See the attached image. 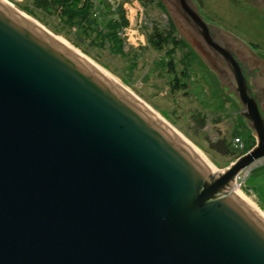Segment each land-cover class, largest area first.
I'll return each mask as SVG.
<instances>
[{"label":"water","instance_id":"1","mask_svg":"<svg viewBox=\"0 0 264 264\" xmlns=\"http://www.w3.org/2000/svg\"><path fill=\"white\" fill-rule=\"evenodd\" d=\"M163 2L256 144L213 174L127 87L0 0V264H264V215L231 191L264 156V60L194 0Z\"/></svg>","mask_w":264,"mask_h":264},{"label":"rangeland","instance_id":"2","mask_svg":"<svg viewBox=\"0 0 264 264\" xmlns=\"http://www.w3.org/2000/svg\"><path fill=\"white\" fill-rule=\"evenodd\" d=\"M9 1L17 9L39 21L49 31L66 39L99 67L116 77L147 106L157 111L205 153L215 165L213 174L224 171L236 156L241 154L242 150L234 145L235 138L239 136L246 144H249L253 136L252 130L238 120L237 114L229 107V99H226L215 86L201 61L195 59L193 62L186 55L187 48H183L185 52L183 54L182 49H175L176 47L171 43L163 48H156L151 43L150 34L157 30L166 34V30L170 29L168 25L170 19L174 22L163 0L160 1L164 8L158 5L159 0L147 1L146 17L143 21L146 24L141 29V38L126 36L131 45L129 49L124 48L126 53L119 54L108 48L93 49L90 40L95 36L94 31L85 33L80 29L74 31L72 28L71 30L56 14H50V16L43 14V18L49 20L53 28L46 25L25 8V6H32L34 0ZM83 2L84 0H80L79 4L82 5ZM194 2L207 22L231 32L264 60V0H194ZM109 17H112L110 13L102 11L93 18L99 19L98 21L105 26ZM57 30L69 31L72 37H76L75 39L79 40L85 48L91 49L92 53H87ZM78 34H81L83 39L77 37ZM179 34L182 35L180 32ZM185 57L190 59L184 62ZM170 59L177 68V77L181 82L186 83L185 89H172L171 81L175 78L168 66ZM182 67L185 70L184 75L180 71ZM224 140L229 153L220 150ZM245 186L254 191L251 192L246 188H243V191L264 209V165L250 174Z\"/></svg>","mask_w":264,"mask_h":264},{"label":"trees","instance_id":"3","mask_svg":"<svg viewBox=\"0 0 264 264\" xmlns=\"http://www.w3.org/2000/svg\"><path fill=\"white\" fill-rule=\"evenodd\" d=\"M79 1L80 0H34L32 6H25V8L30 14L36 16L46 25L51 26L50 21L43 18V14L49 16L50 14H56L61 17L64 25L68 26L71 30L72 28H74V31L80 29L83 30L85 33H88L90 30L94 31L95 36H93L90 40L91 47L93 49L108 48L116 54L126 53L124 49L126 48V42L124 41L125 39H123V37L119 33L121 31V28L127 26L128 24V21L126 20L123 13L118 12L116 15L109 17L107 23L104 26L101 22L98 21L99 19L92 17L90 5H81L79 4ZM147 1L151 2V0H145L146 4ZM157 3H159L158 5L164 8L163 3L160 0ZM168 25L170 29L166 30V34H164L163 32H159L158 30L155 31L153 34H150L149 38L153 46L156 48H163L165 45L171 43L175 47L178 46L182 48H187L188 52L194 53L190 44L185 40V38H183L179 34L178 29L172 19H170ZM51 28H53V26H51ZM57 32L64 34L66 37L69 38V40H73V43L84 49L87 53H92L91 49L85 48L82 44L79 43V40L75 39L76 37H72L69 31L57 30ZM77 37L83 39L81 34H78ZM93 55L97 56L95 54ZM181 84L182 83L180 79L177 78L175 79V81L172 82V88H180ZM182 85L184 89L187 86L186 83ZM255 143V138L252 136L249 144H246L247 149L254 146ZM220 150L229 153V148L225 143V140L222 141Z\"/></svg>","mask_w":264,"mask_h":264},{"label":"built area","instance_id":"4","mask_svg":"<svg viewBox=\"0 0 264 264\" xmlns=\"http://www.w3.org/2000/svg\"><path fill=\"white\" fill-rule=\"evenodd\" d=\"M9 2L13 4L11 1ZM82 4L90 5L92 17L97 16V14L102 11L110 13L112 16L116 15L118 12L123 13L126 20L128 21V24L127 26L121 28L119 33L125 39L127 49H129V46L131 45V43L128 42L127 37L141 38V29L143 25L146 24V22L143 23L146 17L145 7H147L145 0H84ZM141 41H143V39ZM234 145L238 146V149L242 150V152L236 156L232 163H234L244 154L248 153L254 147L252 146L251 148L247 149L246 142L239 136L235 138ZM262 165H264V156L254 159L249 165L244 167L236 176V182L232 186L231 191H236V189L243 190V188H246L253 192L252 189L245 186L246 180L256 168Z\"/></svg>","mask_w":264,"mask_h":264},{"label":"flooded vegetation","instance_id":"5","mask_svg":"<svg viewBox=\"0 0 264 264\" xmlns=\"http://www.w3.org/2000/svg\"><path fill=\"white\" fill-rule=\"evenodd\" d=\"M166 8H167V6H166ZM182 36V35H181ZM183 38H184V36H182ZM190 44V46H191V48H192V50H193V52L194 53H192V52H188L186 55L187 56H189L191 59H192V61L193 62H195V59H198L199 61L200 60H203L202 59V57L200 56V54L194 49V47L191 45V43H189ZM175 49H182V52H183V48L182 47H176ZM187 50V49H186ZM183 54H185V52H183ZM190 58H188V57H185L184 58V62H186L187 61V59H190ZM168 66H169V69H170V71H172L173 73H174V78L175 79H177L178 77H177V75H178V73H177V68H176V66H175V64H174V62H173V60H169L168 61ZM208 66V65H207ZM209 70H210V72H211V74L214 76V78L213 77H211L210 79L213 81V83L215 84L216 83V86H217V88L218 89H220V91L222 92V95L224 94L225 95V98L227 99H229L228 100V102H229V107L232 109V111L234 112V113H236L237 115H236V117H238V120H240L245 126H248L247 125V122L245 121V118H244V116L242 115V110H241V105H240V103L237 101V99L235 98V96H233L232 94H230V93H228L227 92V90L225 89V87H223V85H222V82H221V80H220V78H219V76L216 74V72L215 71H213L210 67H209ZM180 71H181V73L184 75V72H185V70H184V68L182 67L181 69H180ZM260 74L256 77V79H261L260 78ZM175 79H173L171 82H173V81H175ZM182 84H184L185 82L184 81H182L181 82ZM181 84V86H180V89L181 88H183L182 85ZM256 86V90L260 93V91L263 89H258L257 87H258V85H256V84H254V87ZM187 87V86H186ZM173 89V88H172ZM262 93V92H261ZM261 93H260V95H261ZM262 96V95H261ZM263 98H264V95L262 96ZM255 141H256V139H255ZM264 210V209H263Z\"/></svg>","mask_w":264,"mask_h":264},{"label":"bare ground","instance_id":"6","mask_svg":"<svg viewBox=\"0 0 264 264\" xmlns=\"http://www.w3.org/2000/svg\"><path fill=\"white\" fill-rule=\"evenodd\" d=\"M6 2H8L9 4H11L8 0H5ZM12 6H14L13 4H11ZM30 17V16H29ZM59 38L63 41H65L68 45H70L72 48H74L66 39L62 38L59 36ZM76 51H78L80 54H82L83 56H85L88 60H90L91 62H93L95 65H97L99 67L98 64H96L93 60H91L87 55H85L84 53L80 52L79 50H77L76 48H74ZM101 68L103 71H105L108 75H110L112 78H114L116 81H118V79L114 76H112L107 70ZM119 82V81H118ZM120 83V82H119ZM121 84V83H120ZM129 90V89H128ZM149 107V106H148ZM150 108V107H149ZM152 109V108H150ZM153 110V109H152ZM156 114H158L162 119H164L157 111L153 110ZM171 127H173L166 119H164ZM174 128V127H173ZM179 134L182 135V137L184 139H186L191 145L192 147L195 149V151L199 154V156L201 158H203L206 162H208L212 168L215 169V165L213 164V162L205 155V153L199 148L197 147L195 144H193L192 142H190L187 137L185 135H183L180 131H178L176 128H174ZM236 193H238L240 196H242L244 199H246L251 205H253L262 215H264V212L259 208L258 204L256 203V201L254 199H252L250 196H248L243 190L241 189H236L235 191Z\"/></svg>","mask_w":264,"mask_h":264},{"label":"crops","instance_id":"7","mask_svg":"<svg viewBox=\"0 0 264 264\" xmlns=\"http://www.w3.org/2000/svg\"><path fill=\"white\" fill-rule=\"evenodd\" d=\"M258 203V202H257ZM260 207V206H259ZM261 208V207H260ZM262 209V208H261ZM263 210V209H262ZM264 211V210H263Z\"/></svg>","mask_w":264,"mask_h":264}]
</instances>
